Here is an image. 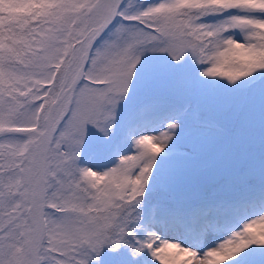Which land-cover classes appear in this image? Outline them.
<instances>
[{
	"label": "snow or ice",
	"instance_id": "snow-or-ice-1",
	"mask_svg": "<svg viewBox=\"0 0 264 264\" xmlns=\"http://www.w3.org/2000/svg\"><path fill=\"white\" fill-rule=\"evenodd\" d=\"M0 264H264V0H0Z\"/></svg>",
	"mask_w": 264,
	"mask_h": 264
}]
</instances>
